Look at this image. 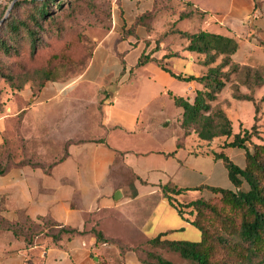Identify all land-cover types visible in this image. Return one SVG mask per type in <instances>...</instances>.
<instances>
[{
  "label": "crops",
  "instance_id": "1",
  "mask_svg": "<svg viewBox=\"0 0 264 264\" xmlns=\"http://www.w3.org/2000/svg\"><path fill=\"white\" fill-rule=\"evenodd\" d=\"M175 1L189 3L196 11L192 18L206 25L205 29L198 25V30L215 28L223 32L213 33L235 38L239 44L235 55L238 62L264 64V0ZM153 6L154 0L143 5L121 0L112 29L95 38L92 55L81 74L68 82L47 83L37 96H33L30 88L19 92L17 113L3 118L4 134L11 127L9 118L13 116L26 141L54 142L55 149L69 141L72 144L68 146L65 160L48 173L25 165L0 175V203L5 218L16 221L50 216L59 224L80 231L98 229L122 244L120 234H115L118 230L113 232L112 227H130L144 233L150 226V235L148 230L145 232L148 240L159 235L171 241L201 240V233L180 216L159 185L170 182L188 190L183 200L198 198L203 193V197L210 198L213 196L211 188L234 187L222 160L200 153L202 144L195 136L182 138L179 120L183 111L175 105L170 93L192 101L196 90L201 88L197 82L180 81L155 62L141 66L145 76L159 86V97L167 96L181 110L173 118L161 111L164 101L162 106L149 109L147 104L140 107L139 100L131 96V90L138 83L133 76L140 67L139 58L156 46L154 42L146 44L145 32L140 28L136 36L127 39H122V33L132 26L135 17ZM182 6L186 10V6ZM143 7L145 10H141ZM200 12L204 16L198 14ZM137 49L140 54L132 64L128 55L137 56ZM168 53L164 44L153 50L152 58L159 59ZM176 61L181 63L182 70L173 71L183 76L199 77L204 70L198 55L193 53L182 52L180 57L166 59L165 64L173 69ZM177 82L184 85L183 94L171 89ZM75 91L77 93L72 95ZM242 92L247 90L243 88ZM218 98L233 127L236 121L229 113L232 103L252 105L235 100L229 84ZM144 111L145 120L141 126ZM40 148L46 150L47 147ZM230 158L238 166H244L245 155L239 161ZM148 173L158 180L150 182L144 178ZM138 184L151 186L139 190ZM119 190L122 195L116 199ZM186 230L192 238H172ZM96 243L94 234L89 233L58 245L48 237H39L34 246L27 248L24 241L12 233L0 232V264H28L29 261L33 264H95L98 259L94 254L98 250ZM125 264L141 263L133 252H128Z\"/></svg>",
  "mask_w": 264,
  "mask_h": 264
},
{
  "label": "trees",
  "instance_id": "2",
  "mask_svg": "<svg viewBox=\"0 0 264 264\" xmlns=\"http://www.w3.org/2000/svg\"><path fill=\"white\" fill-rule=\"evenodd\" d=\"M157 1L154 0L153 8L157 7ZM84 2L86 0H20L13 7L9 18L0 24V53L9 58L22 59V69L26 70L22 81L16 85L20 91L29 85L33 96H37L48 82L54 81V72L60 64H79L83 61L86 52L80 35L75 32L68 35L71 24L62 21L75 14L79 3ZM180 4L185 5L186 9L190 8L189 3ZM151 12L138 16L130 28H125L122 39L136 36L139 27L147 26V22L153 18ZM195 12L192 9V13L181 14L175 22L176 26L178 21L192 18ZM198 14L204 16V13ZM2 18L0 15V20ZM175 31L185 40L180 50L168 51L159 59L152 58L153 50L161 47L156 41H145L148 46L154 42L156 47L141 55L138 66L155 62L172 77L184 82L195 81L201 86L192 101L170 93L175 105L183 111L179 120L182 138L195 136L202 144L199 146L202 149L200 153L222 160L234 188H211L213 196L210 198L200 196L183 200L188 190L170 182L159 185L164 197L180 216L200 231L201 240L171 241L165 235H159L137 247L128 248L106 237L98 229L80 231L61 225L50 216L37 220L26 217L10 221L3 216L1 203L0 232L12 233L22 239L27 248L34 246L36 240L43 236L33 235L35 227L50 229L51 234L45 237L50 238L55 245L92 233L97 245L113 244L123 251H134L141 264H175L155 253L154 249L178 254L186 264H264V141H253V138L260 139L258 115L259 102L263 101V97L257 94L264 88V64L238 62L235 55L239 44L233 37L202 29L186 32L176 27ZM57 35L60 37L58 40L55 38ZM22 37L24 39L20 40ZM182 52L198 55L204 68L199 77L177 74L165 64L166 59L180 57ZM0 77L11 81V77L3 73L1 68ZM228 84L235 100L250 102L254 106L255 122L250 128L240 124L239 131L235 132L232 120L223 110L218 95ZM243 88L247 92H242ZM217 139L222 141L215 143ZM28 143L23 142L21 159L17 162L11 151L7 153L4 145V164L0 168V175L25 165L41 168L48 173L53 166L65 160L68 146L72 144L69 141L57 149L51 144L42 154L32 152ZM235 149L245 151L243 167L230 158L229 152ZM28 264L33 263L29 261Z\"/></svg>",
  "mask_w": 264,
  "mask_h": 264
},
{
  "label": "rangeland",
  "instance_id": "3",
  "mask_svg": "<svg viewBox=\"0 0 264 264\" xmlns=\"http://www.w3.org/2000/svg\"><path fill=\"white\" fill-rule=\"evenodd\" d=\"M20 0H0V15L3 18L0 20V24L4 23L7 18H9L10 13L13 10L15 4ZM127 1V0H125ZM134 2H138L139 5H143L148 0H131ZM121 0H86L84 3H79L78 8L75 10V14L72 16L69 15L66 17L62 23L66 24L69 23L71 26L68 28V35L71 32H75L81 37V41L83 44V48L86 52V55L83 61L79 64H60L55 72H54V81L50 82H58L63 80V82H68L74 78H76L79 74H81L85 67L87 66L90 57L93 52V48L95 46V38L101 36L107 32H109L113 27L114 21V14L118 13L119 5ZM143 7L141 10H145ZM152 11L153 18L147 22V26L139 27L141 30H144V34L146 36L145 41L150 43L151 41H156L159 47L165 44L166 51H174L176 49H181L184 44V39L177 34L175 28L186 31V32H196L198 30V25L205 29L206 25L203 22H198L194 20V18H190L187 20H183L177 26L175 22L179 19L180 15L183 13H192L191 8H187L185 11L183 10L182 4L178 1L174 0H159L157 1V7L144 11ZM142 13V14H143ZM4 14V15H3ZM140 14V15H142ZM138 15V16H140ZM137 16V17H138ZM135 17V20L136 18ZM134 20V21H135ZM147 27V28H146ZM150 27V29H149ZM200 27V28H201ZM212 32H223L218 29H208ZM149 37V38H147ZM56 40L60 37L57 35ZM22 37L20 40H23ZM47 39V38H46ZM148 39V40H147ZM144 46H142V49ZM138 53L137 56L134 57V53L128 55L129 62H133L135 64L137 57L140 54V49L136 50ZM143 51V50H142ZM135 60V61H134ZM219 61V60H218ZM22 59L20 58H9L3 56L0 53V68L3 73L9 75L11 77V81H7L5 78L0 77V168H3V156H4V145L7 148V153L11 151L12 155L15 156V161H19L21 159V152H22V144L26 139L24 138L23 134L20 132L18 128L17 118L11 116L10 119L11 127L8 128L7 133H3V118L7 115H14L17 113L20 104V90L16 87L24 77V73L26 70L22 69L21 66ZM173 70L176 72H180L181 63L176 61L174 65H172ZM135 80H137V86L131 90V96L133 99L139 100V106L147 104L149 109H155L159 106H162V101L165 102V105L162 106L163 109L161 111L165 112L167 116L173 118L177 111H181L178 109L172 100H169L167 96L159 97V86L153 82L152 80L148 79L147 76L144 74L143 67L141 66L135 70V75L133 76ZM48 82V83H50ZM29 88V85L26 86ZM82 88L84 86H78ZM25 88V87H24ZM23 88V89H24ZM71 88L66 90L65 94L69 92ZM178 94H183L184 85L182 82H177L175 86L171 88ZM77 93L76 91L71 93L72 95ZM264 88H262V92L260 95L263 97V101L259 102L260 109H259V119H258V128L260 139L253 138L254 143H259L264 141ZM150 102V103H148ZM247 105L244 106V105ZM237 104L233 102L232 105L229 107V113L232 115L233 119H235L234 129L238 131L240 129V124L244 123L247 127H251L254 124V109L253 106L249 103ZM160 107V108H162ZM44 110L48 109L47 107H42ZM248 108V109H247ZM146 111V110H145ZM145 111L142 113V117L140 118V125L143 126V122L145 120ZM242 122V123H241ZM31 139V138H29ZM28 141V140H27ZM215 143H220L222 140L217 139ZM54 144V142H53ZM45 146L49 147L52 146L49 142H43L40 140L34 143H31V140L28 143V147L32 152L44 154L46 150H42L40 147ZM150 150V149H147ZM154 150V149H152ZM6 151V150H5ZM231 157H234L236 161H239L240 157L245 155L244 150H231L229 152ZM236 164V163H235ZM150 182L157 181L158 177L148 173L144 176ZM150 184H138L139 190H146L150 189ZM200 194V193H198ZM203 196L204 193H203ZM155 199V198H154ZM151 201V200H150ZM125 208V207H123ZM122 208V210H123ZM1 218V213H0ZM157 220V218H156ZM1 222V220H0ZM150 227V226H149ZM146 229L145 232L148 230V234L150 235V230ZM194 227V226H192ZM195 231H198L197 228H193ZM113 232L118 230L115 234H120V240L123 244L127 245L128 248L137 247L139 244L147 241L146 233H141L139 230L132 229L130 227H112ZM122 231V232H121ZM51 230L48 228H44L42 226L33 228V235L45 237V235H50ZM124 232V233H123ZM181 236H186L184 238L189 237V232L179 231L175 234L172 238H180ZM192 238V237H189ZM189 242H196L193 241L194 239H187ZM200 239H197L199 241ZM97 251L94 252L95 255L98 257V261L95 264H125V256L128 252L134 251H123L121 247L115 246L113 244L107 245H97ZM155 253L162 255L164 258L174 262L175 264H186V261L182 259L178 254L168 252L162 249H154ZM137 257V255H136ZM34 264H42L41 262H36Z\"/></svg>",
  "mask_w": 264,
  "mask_h": 264
},
{
  "label": "water",
  "instance_id": "4",
  "mask_svg": "<svg viewBox=\"0 0 264 264\" xmlns=\"http://www.w3.org/2000/svg\"><path fill=\"white\" fill-rule=\"evenodd\" d=\"M120 195H122V192L119 190V191L116 192V199H117V196H120ZM96 260L98 261L97 258H96Z\"/></svg>",
  "mask_w": 264,
  "mask_h": 264
}]
</instances>
